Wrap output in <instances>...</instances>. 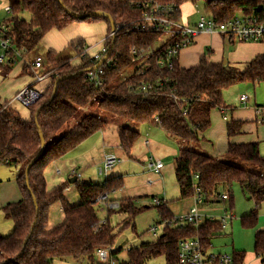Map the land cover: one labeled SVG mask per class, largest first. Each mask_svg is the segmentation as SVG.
<instances>
[{
    "label": "trees",
    "instance_id": "1",
    "mask_svg": "<svg viewBox=\"0 0 264 264\" xmlns=\"http://www.w3.org/2000/svg\"><path fill=\"white\" fill-rule=\"evenodd\" d=\"M142 1L146 0H7L11 13L8 19L3 20L8 24L4 38L16 49L25 48L26 53H30L49 30H62L73 22L102 20L107 25L106 35L113 30L115 32L113 37L105 39L104 44L108 50L105 60L99 64L91 61L90 54H82L86 45L83 39L69 44L74 51L73 55L59 57L57 53L47 51L41 71L49 72L50 77L45 80L41 97L25 106L29 112L28 118H23L15 107L8 105L9 100L0 103V162L17 168L16 181L21 192L20 200L2 207L5 216L12 220L13 228L8 234L0 235V264H53L55 260L80 257H87L91 264H96L97 249L113 245L116 232L109 216L114 209L108 207L107 203L109 196L123 186L122 178L109 177L102 184L76 180L73 184L79 202L70 204L63 194L67 184L61 183L48 190L44 176V170L51 162L107 125L103 118L88 114L54 140L62 126L80 108L93 102L102 111L135 123L155 124L167 134L182 139L183 145L174 159V176L180 198L191 197L195 184L193 175L198 176L196 183L207 201L211 200L213 194H218L220 188L230 193L231 186L236 183L254 203L253 209L240 218L241 225L245 228L255 226L258 206L264 201V173L243 168L230 162V159L264 169V156L260 155L257 143L228 142L225 154L228 158L213 157L192 148L190 144L198 141V133L209 126L210 110L225 106L222 97L225 88L237 82L264 83V54H258L242 65H234L227 61L210 63L206 52L195 66L179 67L177 58H174L173 68L167 69L157 65L156 51L115 84L119 75L135 63L128 53L130 47L149 46L161 36V33L127 31L130 26L140 22L142 9L137 4ZM155 1L180 8L184 3L199 0ZM204 1L205 14L218 21L226 20L244 8L264 5V0ZM96 11L109 15L113 27L107 17L89 15ZM24 13L28 14V19L22 16ZM109 59L114 60L111 67L107 65ZM30 61L26 59V62ZM96 64L102 70L100 86L94 85L86 77V72ZM12 65H0L4 76L9 73ZM22 72L32 78L27 63L23 64ZM141 79L151 82L160 79L162 83L159 85L154 82L148 93H141L136 89ZM56 81L55 97L51 99ZM170 93L178 98L177 101H174ZM180 107H186V115L182 114ZM240 126L239 121L227 122L228 137L236 134ZM40 133L45 145L36 157L40 149ZM117 134L120 147L125 154H129L139 132L118 126ZM31 160L33 162L26 177L25 168ZM134 200L128 197L118 202L117 211L126 214L122 230L130 226L135 215L142 210V207H136ZM102 202L108 214L104 219H100L97 213ZM54 203L61 205L63 220L48 230L49 208ZM229 206H232L231 195ZM157 207L161 218L172 216L165 203ZM219 231L218 224L207 222L199 234L208 243L211 236ZM195 233L189 225L183 229L165 226L153 242L129 248L126 259L118 260L120 250L112 249L110 259L118 261V264H145L148 258L162 255L166 264H176L177 239ZM253 250L264 264V230L255 232ZM232 254L235 264H240L243 253Z\"/></svg>",
    "mask_w": 264,
    "mask_h": 264
},
{
    "label": "rangeland",
    "instance_id": "2",
    "mask_svg": "<svg viewBox=\"0 0 264 264\" xmlns=\"http://www.w3.org/2000/svg\"><path fill=\"white\" fill-rule=\"evenodd\" d=\"M4 3L5 0H0V4ZM204 5V0H199L195 3H184L180 6L181 15L184 19H187L190 22L195 21L198 19L199 15L205 14ZM7 16L8 15L2 9H0V21L6 19ZM22 16L25 19H28L27 13H24ZM74 25L79 26L76 28V26ZM105 26L106 23L102 20H97L94 22H73L71 25L63 29L64 32H62V35H66V37L70 38H76L78 34H81L83 32L85 36L91 38L88 40L92 41L93 38L96 39L98 36H101L103 34ZM80 27L82 28V30L80 29ZM167 37V34H162L159 39L151 45V47H159L160 44L163 43V41ZM198 40L199 42L197 41L198 44L196 48H194V50L191 49V46L180 50L179 65L181 67L182 65H189L191 62H193L194 58L196 59V61L199 60V56L197 57L196 54L200 55L201 53H203L202 45H210V42L212 43V38L210 39L208 37H200ZM195 41L196 39L193 41V43ZM41 46L38 43V45L30 53L23 54L24 58L26 57V59L32 60V58L36 54H40L44 57L47 51L43 47L41 49ZM73 53V49L71 48V46H69L68 48H65L62 52L58 53V56L65 57ZM136 66L137 63H133L129 68L124 70L119 75V77L114 81V83L116 84L120 82L130 73H132ZM22 67L23 63L19 60L17 63L12 65L11 70L6 76L3 75L2 69L0 68V100L3 101L11 99L15 92L21 89L24 80L22 78ZM252 85L253 84L249 82H237L223 90L222 97L225 104L228 106L224 112V115L227 119L231 118V116H238L237 118L245 120L250 119L252 114V108L254 106V100L257 104H264V83L257 82L254 84V86ZM244 94L247 95V97L249 96V100L246 103H241L239 100V96ZM17 110L21 116H26L28 113L26 107L18 106ZM88 114L97 115L103 118L107 122L109 131H113L116 126H126L137 130L140 133L139 137L133 145V150H131L130 152L132 156H136V158L138 159H135L134 157L131 158L130 155L127 156L120 148L115 147L114 154L121 159V162H119V164L113 166L104 175L96 174L97 167L102 166L101 162L97 165H94L93 167H90L87 170L89 178H95V180L99 181V183H104L107 177L117 174L115 172H123L127 170L126 174L123 175V186L121 187H125V189L119 193V197L128 198L125 196H132L136 194L142 195L138 198V201L135 202L136 207H142V210L135 215L134 219L131 221L130 226L124 228L123 230L121 229L122 223L126 219V214L118 212L117 209L112 208L114 209V212L111 213L109 216V221L114 226V232H116V239L113 243V248L115 250H120V257L124 259L129 248L135 247L144 242H153L157 238V236H153L148 231L151 226L157 225V235L161 233V215L159 214L158 207L154 206L152 203V196H158L160 198L165 197L168 203L167 206L169 205L170 211H172L175 215L184 211L189 206V203L192 205L190 198H180L179 190L176 185L175 176L173 172V163L174 158L176 156L174 154L177 153V142L178 140L182 139L172 136L173 138L171 139H173L172 142L174 143V145L171 144L166 147V149L170 150L171 152L169 157L163 160V163L165 165V172L167 171V175H154L152 174V172L148 171L147 169H145L144 166H142V161L144 160V158H147L151 155L155 156V153H158L165 148L161 144V140L158 138L159 134L146 135L144 134V131L145 129H148L149 125L150 127H152L151 129H155L153 131L159 133V126L151 123H135L131 120L100 110L97 107V104L93 102L84 108H80L77 114L62 126V128L54 137V140L59 138L80 118ZM224 129L225 120L222 119V114L218 111V109L213 110L211 114L210 126L203 131V139L200 142L201 148L204 152L215 153L217 152L222 143L223 145L226 144ZM245 137L249 138L248 134ZM145 139H148L151 144L153 143L154 147H151V145H149V147L145 145ZM186 144L188 143L186 142ZM196 145H198V143H196ZM147 147L149 149H147ZM226 158H228V156ZM139 160L142 161L140 162ZM230 162L242 166L243 168L253 170L255 172L261 171L262 173H264V169H260L258 166H252L251 164H247L246 162H243L241 160L231 158ZM55 170L56 169L53 167L52 164H49L44 170L46 188L48 190L58 185L61 180V176H59V173H57ZM12 172V167H8L6 164L0 162V175L5 176V174H9ZM133 173H135L136 175H133ZM86 178L88 177L79 178V181H86ZM68 185L73 187L72 192H77V189L74 184L68 183ZM230 190L231 192L228 193L224 188H220L219 192L227 193L228 197H230L231 195L232 206H229V200L221 201L219 205H215V209L211 211V214L215 215L216 217H220L223 215V208L227 209L228 207H231L235 213V218L231 220V226L228 225V223L226 229H222V234L224 235L211 242L213 246L212 250L214 252L226 251L230 254L240 250L244 251L245 253H249L253 251L255 229L253 227H243L241 225L240 218L249 213L251 207L253 206V203L243 194L238 184L234 183L231 186ZM121 199L123 198H118L116 199V201L119 202ZM114 200H109V202L107 203L108 207L111 201ZM57 208L58 206H55L54 209ZM106 209L107 208L104 204L99 205L97 213L100 219H104L108 216ZM231 244H233L235 250H232L233 247ZM54 264H91V262L87 257H80L78 259L63 258L60 260H55ZM145 264H166V261L164 256L161 255L157 257L148 258L145 261Z\"/></svg>",
    "mask_w": 264,
    "mask_h": 264
},
{
    "label": "built area",
    "instance_id": "3",
    "mask_svg": "<svg viewBox=\"0 0 264 264\" xmlns=\"http://www.w3.org/2000/svg\"><path fill=\"white\" fill-rule=\"evenodd\" d=\"M1 8L8 16L11 13V7L7 0L4 4H0ZM137 7L142 9L141 20L130 26L128 32H144V33H161L167 34L168 37L157 48H152L151 45L146 47H130L129 54L137 66L142 65L144 60L158 51L157 65L173 68V59L178 58L180 50L188 47L193 43L196 37L200 34H218L229 40L242 42H258L264 43V5L259 4L255 7L244 8L237 11L233 16L226 20L218 21L210 15L201 14L194 23H187L181 19V10L174 4H161L155 0H146L137 4ZM116 28H119L117 26ZM8 30V24L3 20L0 21V65L15 64L19 60L25 64L32 74V82L24 85L18 90L13 97L8 101V105H21L23 107L29 106L36 102L42 95L43 89L37 88L36 84L41 83L50 77L49 72L41 71L43 66V57L34 56L30 62H26L24 53L25 48H18L11 46L4 38L5 32ZM114 30L102 39V44L99 50L93 54L88 52L89 47L84 45L82 54H90L92 62L105 60L108 48L104 44L106 38L114 36ZM164 46L162 47V45ZM93 66L86 72L87 79L96 86L101 85L102 70L98 65ZM114 60H107L108 66H113ZM154 82L139 80L136 86L137 91L141 93H148L154 85ZM157 84H161L162 80L157 79ZM170 96L177 101V97L170 93ZM241 103H246L247 95L239 97ZM182 114L186 115V107L181 108ZM255 113L258 122H264V106H256ZM157 121V117H155ZM120 159L113 153L104 155L102 159V166L97 167L98 175H104L113 166L119 163ZM163 166L160 160L149 162L148 167L155 170L161 169ZM198 176L193 175L194 186L191 195L192 205L187 212L172 215L169 218H161L162 229L167 226L173 229H183L186 226H191L196 231L195 235L182 236L177 239V263L176 264H235L233 254L226 251L212 250V243H208L201 237L199 230L207 222L216 223L220 227V231L225 229L227 224L234 215L230 207L223 208V215L216 217L211 214L215 209V205H219L221 201L229 200L228 194L225 192L218 193L207 201L199 185L196 183ZM105 196V195H103ZM102 196V197H103ZM218 198V199H217ZM154 206H160L164 203L163 199L152 198ZM117 204L110 203L109 207L114 208ZM153 236L157 235L158 227L153 225L148 230ZM219 231V232H220ZM162 232V230H161ZM217 233V232H216ZM215 233V234H216ZM110 247L99 248L96 251V257L100 262H109V264H118L119 262L110 259Z\"/></svg>",
    "mask_w": 264,
    "mask_h": 264
},
{
    "label": "crops",
    "instance_id": "4",
    "mask_svg": "<svg viewBox=\"0 0 264 264\" xmlns=\"http://www.w3.org/2000/svg\"><path fill=\"white\" fill-rule=\"evenodd\" d=\"M181 18H182L181 19L182 21L187 22V23H194L195 22V21L190 22L187 19H184L182 15H181ZM74 26H76V28H77L79 25H74ZM80 29L82 30L81 27H80ZM106 31H107V25L105 26V29H104L103 34L101 36H98L96 39L93 38V40L90 41L88 39H91V38H88L87 36H85V34L83 32L81 34H78V36H76V38H70V37H66V35L65 36L62 35V32H64L63 29L62 30L51 29L42 37L39 44L41 46V43H42L41 49L43 47L46 49V51H53V52L58 54V53L62 52L65 48H68L69 44L71 42L78 40V39H83L85 44L89 47L88 52L90 54H93V53L97 52L99 50V48L101 47L102 39L106 36ZM200 37H208L210 39L212 38V43L210 42V45L209 44L208 45L207 44L202 45L203 53H201L200 55L196 54V56L197 57L199 56V58H200L204 53L207 52L209 54V57H210L209 58L210 63H219V62H222L223 60H225V61L229 62L230 64L242 65V64L247 63L250 60H252L256 55L264 54V43L242 42V41L229 40V39H227L223 36H220L218 34H200L196 37V41L193 44L189 45L188 47L191 46L192 47L191 49L194 50V48H196V46L199 42L198 39ZM185 48H187V47H185ZM73 54H70V55H73ZM37 55L43 57L40 54H36L34 56H37ZM179 56L180 55H178L177 61H178V66L181 67L179 65ZM198 62H199V60L196 61V59L194 58L193 62H191L187 66L182 65V68H188L191 66H195L198 64ZM22 78L24 79L23 80V86L32 82L31 77L27 74H23V72H22ZM255 83H257V82L252 83L253 84L252 86H254ZM45 84H46V82L44 80L41 83H37L36 86H37V88H44ZM243 93H246V92H243ZM248 100H249V96L247 97L246 102ZM3 101H6V100H3ZM3 101L0 100V103H2ZM258 105L264 106V104L255 103V100H254V106L252 108L251 118L246 119V120L241 119V118H237L238 116L237 117L231 116V118L227 119L226 116L224 115V112H225L226 108L228 107L226 104L222 109H218V111L222 114V119L225 120L224 131H225L226 144L223 145V143H222L221 146L219 147V149L217 150V152L208 153V152H204L202 150L200 142L203 139L202 133L205 129L202 132L198 133L199 140L190 144V146L192 148L195 147L194 149L202 151V152H204L208 155H211L213 157L222 158L226 154L228 142H232V143L255 142L258 145V150H259L260 155L264 156V122L261 123V122L257 121V117H256V113H255V107ZM18 106L23 107V106L17 105V104L14 105L13 107H15L17 109ZM213 110H215V109L210 110V113H209L210 122H211V114H212ZM28 114H29V112L27 113L26 116H22V117L28 118ZM236 115H238V114H236ZM230 120L241 122V126H240L239 131L236 134L228 137L226 126H227V122H229ZM209 126H210V124H209ZM117 127L118 126H116L113 129V131H109L108 130L109 128L106 125L103 129L95 131L94 133L89 135L87 138H85L83 141L78 143L73 149L68 151L65 155H63L62 157H60V158L54 160L52 163H50L56 169L55 171L57 173H59L58 175L61 176V178H60L61 180H60L59 184H61V183L67 184L66 188L63 191V194H64L65 200L68 203L77 204L79 202L78 192H72L73 187L68 185V183H70L69 179L71 177L75 176L76 180H79V178H82V177H88V178H86L85 182H94V183L102 184V183H99V181L95 180V178H92V179L89 178V176L87 174V170L90 167H93L94 165H97L98 163L102 162L104 155L109 154V153L114 154L115 147L120 148L122 150V148L120 147V144H119ZM151 128L152 127H150L148 125V129H145L144 134H146V135H148V134H159L158 138L161 140V144L163 145V147L165 149H163L162 151H160L158 153H155V156L151 155L147 158H144L143 161L142 160H139V161L140 162L142 161V166H144L145 169H147L148 171L152 172V174L160 175V176L167 175V171L165 172V165L163 163V160H165L169 157L171 152H170V150H167L166 147L168 145H171V144L174 145V143L172 142L173 139H171V138H173L175 136L172 137V135L167 134L160 127L158 129L159 133L156 131H153L155 129H151ZM247 134H248L249 138L245 137ZM139 135H140V133H139ZM135 141H134V143H135ZM134 143H133V145H134ZM144 143L148 147H149V145H151V147H154V144L153 143L151 144V142L148 139H145ZM196 143H198V145H196ZM133 145H132L131 150H133ZM182 145H183L182 140H178V142H177V153L174 154V155H176L175 157L178 156L179 149H180V147H182ZM148 147H147V149H149ZM131 150H130V152H131ZM126 155L127 156L130 155L131 158L134 157L135 159H138V158H136V156H132V154H130V153L126 154ZM157 160H160L163 164L161 169H159L157 171V170L153 169L152 167H148L149 162H154ZM119 162H121V159ZM117 164H119V163H117ZM6 165L8 167H12L13 172L9 173V174H5V176L0 175V235L8 234L13 228L12 220L5 216V214L2 210V207L4 205H6L7 203L16 202V201L20 200V198H21V192H20L18 183L16 181V177L18 175V170L14 165H10V164H6ZM126 172H127V170H125L123 172L122 171L121 172H115L117 174L111 175L110 177L119 176L123 180V175H125ZM173 172H174V165H173ZM96 174L98 175L97 172H96ZM7 175H9V176H7ZM133 175H136V174L133 173ZM107 178H109V177H107ZM70 184H73V183H70ZM72 186H74V185H72ZM124 189H125V187L120 188V189L114 191L109 196L110 200L115 199L114 201H111V203L117 204V206L114 207V209H116L118 207V201H116V199L124 198V197H119V193L122 192ZM141 196L142 195L136 194V195H132V196L128 195L125 197L134 198L135 199L134 203H135L138 201V198ZM154 197L160 198L158 196H152V198H154ZM160 199L164 200V203H165L168 211L172 215H175L172 211H170L169 205L167 206L168 203H167V200L165 199V197H162ZM190 200H191V198H190ZM191 202H192V200H191ZM251 202L253 203L252 200H251ZM101 204H104V203L102 202ZM55 206H58V208L54 209ZM51 207H53V208H51ZM190 207H191V204L189 203V206L184 211H182L178 214L187 212ZM253 207H254V203H253V206L251 207L250 211L253 209ZM257 211H258L257 220H256L255 226L253 227L255 229V232L258 230H264V201H262L260 203ZM55 213H56V215H55ZM232 213L234 215L233 218H235V213L233 210H232ZM52 220H53V222H52ZM62 220H63V213H62L61 205L58 203H54L49 208V217H48L47 229L48 230L52 229L53 227L60 224L62 222ZM231 220L229 221V224H228L230 226L232 225ZM51 222H52V224H51ZM222 235H224V234H222V231L217 232L216 234L211 236L210 241L212 242L213 240L221 237ZM231 245L233 247V244H231ZM110 248L112 250H115L113 248V245ZM232 250H235L234 247L232 248ZM236 253H238V254L243 253L242 262L240 264H262L260 257L254 253V250L249 252V253H245L244 251L240 250V251L235 252V255H238ZM117 258H118V260H123L120 257L119 253L117 254ZM124 259H126V255H125ZM54 263H55V261H54Z\"/></svg>",
    "mask_w": 264,
    "mask_h": 264
},
{
    "label": "water",
    "instance_id": "5",
    "mask_svg": "<svg viewBox=\"0 0 264 264\" xmlns=\"http://www.w3.org/2000/svg\"><path fill=\"white\" fill-rule=\"evenodd\" d=\"M89 15H92V16H103V17H107V18L109 19V21H110L111 26L113 27V22H112V20H111V18H110L109 15H107V14H105V13H102V12H99V11L89 13ZM222 62L224 63V62H226V61L223 60ZM56 84H57V81H56V83H55V85H54L51 99H53V98L55 97ZM39 110H40V107L37 109L36 114L39 112ZM44 145H45L44 138H43V136H42L41 133H40V149H39V151H38L36 157H37L38 155L41 154V152H42L43 149H44ZM36 157H35V158H36ZM35 158H34V159H35ZM34 159H33V160H34ZM33 160H31V161L29 162V164H28V165L26 166V168H25V176H26V177H27V175H28V172H29V169H30V166H31ZM26 180H27V179H26ZM75 181H76V177H75V176H73V177H71V178L69 179V182H70V183H74ZM33 226H34V223L31 225V229L33 228ZM25 242H26V240L24 241V243H25ZM1 264H6V263H1ZM96 264H100V261H97Z\"/></svg>",
    "mask_w": 264,
    "mask_h": 264
}]
</instances>
